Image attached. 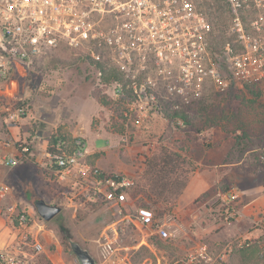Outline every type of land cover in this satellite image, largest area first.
<instances>
[{
    "label": "rangeland",
    "instance_id": "1",
    "mask_svg": "<svg viewBox=\"0 0 264 264\" xmlns=\"http://www.w3.org/2000/svg\"><path fill=\"white\" fill-rule=\"evenodd\" d=\"M128 1L127 8L133 13L150 8L143 1ZM191 3L188 8L192 13L190 19L179 17L173 20L167 16L165 34L168 39L162 41L155 39L158 33L145 18L132 14L125 20L134 19L131 24L136 26L134 30L129 28L133 37L127 38L131 41H128L127 51L132 52L133 57L131 72L138 74L145 69L146 73L145 80L135 91L138 94L136 98L117 92L115 83H103L94 61L70 49H63L31 65L16 64L10 83L2 87L1 97L25 101L28 115L21 124L23 129L30 125L31 138L39 131L44 133V130V138L49 140L55 132L67 137L82 135L89 146L97 148L108 145L105 136L120 152L127 167L126 173L135 176L137 182L143 172L146 155L161 144L186 158L187 166L194 170L192 176L205 169H213L222 176L215 186L191 204L183 201L182 205L201 211L200 218L195 214L185 215L183 211L186 209H178L181 197L171 208L151 206L159 216L170 210L176 211L173 236L162 240L152 234L151 228L141 230L125 220L116 207L90 203L78 194V190L69 189L67 184L62 187L35 165H22L12 171L4 169L2 175H6L7 182L15 187L16 200L30 206L33 216L42 225V228L36 225L32 231L44 244L46 259L73 264L77 257L72 243L76 242L88 249L98 263V240L108 234L122 253H129L135 264L181 256L194 247L197 240L209 243L216 250L236 240L235 264H264L263 212L255 216L252 226L243 221L245 232L240 234L233 232L240 217L221 224L204 214L205 205L214 208L220 202L216 197L219 191L233 186H238L240 193L239 185H254L264 195V139L253 138L249 147L243 149L234 134L222 129L223 124H232L228 121L235 120L233 115L237 103L251 98L264 103V78L247 88L246 84L251 81L236 73L233 54L227 49V43L240 46L238 39L231 34L232 16L223 0H191ZM202 17L210 26L209 31L203 29ZM113 19L117 20L115 13H112ZM120 19L118 21L121 22ZM121 27L119 25L122 30ZM129 33L124 30L125 35ZM135 34L144 37L139 40ZM132 40L140 41V44ZM167 42H172L173 46L167 47ZM210 69H215L220 80L210 73L208 76L204 74ZM159 103L168 112L188 110L195 126L186 125L180 118L168 119ZM211 120L213 123L208 125ZM16 130L14 128V132ZM0 131L9 134L3 118H0ZM91 136L96 138L93 140L89 138ZM230 163L234 164L224 165ZM226 174L230 175V181L225 179ZM131 196L135 206L150 205L137 186L131 191ZM40 198L60 205L61 212L52 220L45 221L34 205ZM208 225L211 231L203 232ZM223 227H226L227 238L213 242L209 234ZM194 228H198L197 236L192 234ZM248 228L251 229L246 232ZM252 229L261 233L253 235ZM251 237L255 240L248 245ZM255 243L258 246L255 247Z\"/></svg>",
    "mask_w": 264,
    "mask_h": 264
},
{
    "label": "built area",
    "instance_id": "2",
    "mask_svg": "<svg viewBox=\"0 0 264 264\" xmlns=\"http://www.w3.org/2000/svg\"><path fill=\"white\" fill-rule=\"evenodd\" d=\"M135 1H143L150 8L133 13L127 8L128 0H0V92L4 85L10 83L16 64L31 65L63 49L89 55L95 65L107 59L105 53H112L110 61L133 79L137 92L141 83L138 82V74L131 72L133 57L132 52L127 51L128 41L131 42L127 38L133 37L129 28L134 30L136 26L131 24L134 19L125 20L132 14L145 18L158 33L155 39L162 41L168 39L165 34L167 16L173 20L179 17L190 19L192 13L188 8L192 3L191 0ZM223 2L232 16L231 34L238 39L240 46L227 43V49L233 54L236 73L247 81L263 79L264 0ZM121 6L122 9L119 8ZM112 13H115L116 21L112 20ZM202 19L203 29L209 31L210 26ZM124 30L130 35H125ZM137 37L141 40L144 36L135 34ZM132 41L140 44V41ZM166 46L172 47L173 43L167 42ZM209 73L220 80L215 69L204 72L206 76ZM115 84L117 92L122 94L121 85ZM27 115L28 108L23 99L7 100L0 95V118L7 122L9 129L20 126ZM89 156L87 143L79 135L67 137L53 133L40 158H37L33 143L27 138L0 135V167L13 169L25 163H35L49 179L62 187L67 184L69 189L78 190V194L88 202L114 206L137 228H151L152 234L160 239H171L176 211L170 210L159 216L149 206H135L131 191L137 185L136 177L120 171H106L93 164ZM238 195V188L234 186L219 191L216 197L220 202L214 208L205 205L204 214L221 224L238 219L241 215L235 206ZM0 210L6 225L15 231L12 242L0 245V264H69L44 257L45 246L32 231L36 225L40 228L42 225L33 216L30 206L16 200L13 187L3 179H0ZM197 233L198 228H194L192 234L197 236ZM108 237L107 234L98 240L100 262L97 264H135L129 253H122L115 241ZM142 239L144 242L147 240L145 235ZM254 240L251 237L248 245ZM237 246L233 240L221 250H216L209 243L197 240L195 246L181 256L164 261L158 258L156 262L145 261L142 264H234L232 259ZM73 264L80 262L75 259Z\"/></svg>",
    "mask_w": 264,
    "mask_h": 264
},
{
    "label": "trees",
    "instance_id": "3",
    "mask_svg": "<svg viewBox=\"0 0 264 264\" xmlns=\"http://www.w3.org/2000/svg\"><path fill=\"white\" fill-rule=\"evenodd\" d=\"M105 56H107L106 60L96 63V68L101 72V81L105 84L119 83L125 96L136 98L138 94L133 87V79L126 76V73L110 61L112 53H105ZM145 75V71L138 73L139 83L144 80ZM251 84H258V82H248L246 87L250 88ZM161 106L159 103V107ZM162 108L168 119L180 118L186 125L195 126L188 110L180 109L168 112L163 106ZM233 116L235 120L228 121L232 124L225 123L222 125V129L229 134H234L241 148L247 149L253 138L264 139V103L253 98L247 99L241 104L237 103ZM211 123H213L212 120L208 125ZM197 129L199 132H203L201 129ZM187 163L182 154L173 152L163 144L158 145L149 155H146L144 169L136 186L144 196L142 197L150 202L149 207L167 209L178 202L194 172L193 168L190 169L187 166ZM254 245L258 246L256 243ZM234 259L235 254L232 259L235 264Z\"/></svg>",
    "mask_w": 264,
    "mask_h": 264
},
{
    "label": "crops",
    "instance_id": "4",
    "mask_svg": "<svg viewBox=\"0 0 264 264\" xmlns=\"http://www.w3.org/2000/svg\"><path fill=\"white\" fill-rule=\"evenodd\" d=\"M19 124L20 126L18 127L10 128L9 134H6L5 132L0 131V135L2 136L9 135V136H14L16 138L22 136L24 138H27L33 143V149L37 154V158H40V156L43 153V150L45 149V147L47 146L49 142V139L44 138L45 130L42 131L44 133H41V131H39L37 136L31 138L30 131H29L30 125H27L23 129L21 122ZM14 128L18 130L14 132ZM79 136L82 137L84 141L87 143V139L85 137H83L82 135H79ZM97 137H103V136H97ZM89 138H92L94 140L96 137L91 136ZM104 139H106V142L108 143L107 146H101V147L95 148V147L89 146L87 143V147L90 153V156H89L90 161L93 164L100 166L106 171H109V172L120 171V172L126 173L127 167L125 166V163L122 161L120 152H117L116 147H113L114 146L113 143L108 138L104 136ZM26 164L37 166L35 163H25L23 165H26ZM233 164L234 163L224 164V165L232 166ZM4 169H8L9 171H12V170H15V168L10 169V168L0 167V179H3L7 182V176L2 175V171ZM209 172H211L210 175H209ZM227 174L224 175L226 176L225 179H228V177L230 176ZM221 177H222L221 174L214 171L213 169H205V170L197 171L190 178L181 196V200H180L181 204L179 205L178 209L180 210L186 209L185 211H183L185 215L190 214L192 216L195 214L198 218H200L201 217L200 214H202V212L198 211L196 207L194 208V210H192L191 208H189V206L187 207V204L188 205L191 204L197 197L208 192L213 186L217 184L218 181H220ZM7 183L10 184L9 182ZM11 186L13 187L14 192H16L15 187L13 185ZM239 188L241 189V191L239 193V198L237 199L236 205L241 215H240L239 220L237 221V224L234 225L235 227L233 228L234 230L233 232L237 234L245 232V227H244L245 225L243 226V221H244V224L246 222L247 225L252 226V221L254 220V218H256L255 216H258V214H261V212L264 213V195L262 194L261 191H259L258 187L254 185H247V186L239 185ZM183 201H185L187 204L182 205ZM200 229L202 230L201 227ZM203 229H204L203 232H207L208 230L211 231V227L209 225L205 226ZM250 229L251 228H248L246 232L250 231ZM225 230H226V227L216 230L217 232H214L213 234L210 233L209 237L214 240L213 242H218L217 240H220L224 237L227 238L228 233H226ZM260 233L261 231L257 229V230H253L251 234L258 235ZM14 238H15V231L6 225V222L4 218L2 217L1 210H0V245L1 246L6 245L12 242Z\"/></svg>",
    "mask_w": 264,
    "mask_h": 264
},
{
    "label": "water",
    "instance_id": "5",
    "mask_svg": "<svg viewBox=\"0 0 264 264\" xmlns=\"http://www.w3.org/2000/svg\"><path fill=\"white\" fill-rule=\"evenodd\" d=\"M34 205L39 215L45 221L52 220L62 210L60 205L49 203L43 198L37 199ZM72 250L75 253L80 264H97V260L92 255V253L88 249L82 247L80 244L76 242L72 243Z\"/></svg>",
    "mask_w": 264,
    "mask_h": 264
}]
</instances>
